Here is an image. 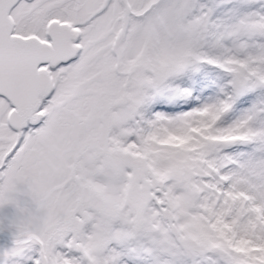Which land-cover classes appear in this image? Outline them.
I'll list each match as a JSON object with an SVG mask.
<instances>
[{
  "label": "snow or ice",
  "instance_id": "6c2138e0",
  "mask_svg": "<svg viewBox=\"0 0 264 264\" xmlns=\"http://www.w3.org/2000/svg\"><path fill=\"white\" fill-rule=\"evenodd\" d=\"M0 264H264V0H0Z\"/></svg>",
  "mask_w": 264,
  "mask_h": 264
}]
</instances>
